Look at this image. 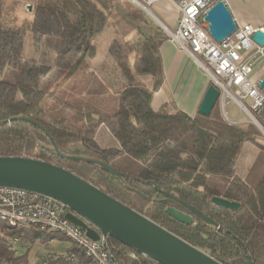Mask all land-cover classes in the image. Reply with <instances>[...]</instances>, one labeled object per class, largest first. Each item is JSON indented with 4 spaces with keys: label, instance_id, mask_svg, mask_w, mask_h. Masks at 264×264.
Wrapping results in <instances>:
<instances>
[{
    "label": "trees",
    "instance_id": "obj_1",
    "mask_svg": "<svg viewBox=\"0 0 264 264\" xmlns=\"http://www.w3.org/2000/svg\"><path fill=\"white\" fill-rule=\"evenodd\" d=\"M5 9L6 0H0V155L37 158L72 171L222 264H245L244 249L252 264H264V170L251 176L253 162L243 173L237 171L244 144L262 134L253 124L226 122L215 106L208 116L154 109L152 97L163 82L159 47L168 38L159 25L128 0H37L31 17L20 25L2 18ZM107 23L113 37L93 70V40ZM29 41L32 54L27 53ZM37 51L49 52V62H38L33 56ZM109 61L120 72L112 92L104 84L107 74L99 79L100 87L90 85L92 78L105 74ZM56 80L63 83L47 90ZM63 84L71 85L65 89ZM47 99L69 113L46 110L42 103ZM16 116L29 117L42 128L28 120H10ZM102 124L111 125L119 146L102 147L96 141ZM52 140L64 155L106 162L123 175L61 157ZM164 193L216 224L194 216L187 225L170 217L167 206L187 210ZM213 196L239 207L216 205ZM53 239L70 245H52L30 257L35 244L50 247ZM107 242L124 264H159L137 252L131 257L132 250L112 237ZM0 264L92 263L58 232L0 219Z\"/></svg>",
    "mask_w": 264,
    "mask_h": 264
},
{
    "label": "water",
    "instance_id": "obj_2",
    "mask_svg": "<svg viewBox=\"0 0 264 264\" xmlns=\"http://www.w3.org/2000/svg\"><path fill=\"white\" fill-rule=\"evenodd\" d=\"M148 14L159 25L161 24L154 14L151 12ZM204 19L208 22L210 35L217 41L229 36L236 28L229 8L222 0L217 1L207 11ZM251 38L257 44L264 45V31L261 29L256 30ZM259 86L264 90V77L259 82ZM218 97L219 90L210 83L200 101L198 113L204 116L210 115ZM10 120H28L42 128L39 123L26 116H16ZM52 144L61 157L98 164L113 175L118 177L123 175L106 162L64 155L58 150L53 140ZM0 186L24 189L64 203L68 208L65 217L81 227L90 240H99L100 234L112 237L132 251L149 257L159 264H222L74 172L53 163L32 157L0 155ZM164 194L187 210L167 206L165 212L170 217L187 225L192 224L194 216L208 224H216L187 202L172 194ZM211 201L230 210H236L239 207V203L219 196H213ZM244 254L245 264H252L245 249Z\"/></svg>",
    "mask_w": 264,
    "mask_h": 264
},
{
    "label": "built area",
    "instance_id": "obj_3",
    "mask_svg": "<svg viewBox=\"0 0 264 264\" xmlns=\"http://www.w3.org/2000/svg\"><path fill=\"white\" fill-rule=\"evenodd\" d=\"M145 14H154L151 5L158 0H129ZM178 15L176 25L169 28L161 22L167 37L187 53L204 71L210 83L219 90L218 101L225 119L231 123L226 105L231 102L247 116L264 137V90L259 82L264 77V45L251 35L262 28L235 21V30L221 41L209 33L204 19L207 11L219 0H171ZM224 1L227 6L226 0ZM228 7V6H227ZM150 11V12H149ZM155 15V14H154ZM257 70L255 71V68ZM260 70L255 79L253 75ZM67 206L48 196L20 188L0 186V219L14 226L33 225L58 232L75 244L92 264H124L101 235L88 239L85 231L65 217ZM135 256V251L129 254Z\"/></svg>",
    "mask_w": 264,
    "mask_h": 264
},
{
    "label": "rangeland",
    "instance_id": "obj_4",
    "mask_svg": "<svg viewBox=\"0 0 264 264\" xmlns=\"http://www.w3.org/2000/svg\"><path fill=\"white\" fill-rule=\"evenodd\" d=\"M37 0H6V9L2 14V18L10 24L20 25L24 19L31 17V12L34 6V3ZM129 1V0H128ZM130 2V1H129ZM157 9H161L164 15L169 16L168 19H172L170 16V13L167 12L164 5L171 7V3L169 0H160L156 2ZM151 10L155 11L154 8L151 7ZM157 14V12L155 11ZM147 15V14H146ZM149 16L157 25H159L150 15ZM160 26V25H159ZM161 27V26H160ZM162 28V27H161ZM163 30V28H162ZM113 37V29L109 23L105 25L103 30L97 34L94 37V44L97 47V55L95 59L93 60V63L91 65V68L93 70H96L97 66L100 64V62L104 59L106 55V44L109 42V40ZM30 41L27 43V53L32 54L31 47H30ZM44 50V49H43ZM33 56L38 62L41 63H47L49 62L50 54L49 52L46 54L42 51H37L33 53ZM257 70V67L255 68V71ZM105 74H99L98 78L90 80V85L93 84L94 87H100L99 85V79L104 80L107 74L109 77H107V80L104 82L106 87L110 92H112L111 87H114L120 78V72L118 68L115 65H112L111 62H107ZM206 75V74H205ZM53 76L49 78V82L52 80ZM61 82V83H60ZM63 82L61 80H56L53 84H50L46 89L49 90L53 87L59 86V84H62ZM115 84V85H114ZM71 84H63V88H69ZM60 88V87H58ZM58 98L64 97L61 93H57ZM43 107L53 113L66 115V113H69L67 108L63 107L60 103H57L56 101H52L50 99H47L43 101L42 103ZM215 108L219 110L222 118L228 122L227 119L224 118L219 101L216 102ZM226 111L229 116V118H235L230 121H234L236 123L233 124H252L247 116L243 113H240L239 110L233 105V103L229 102L226 105ZM156 111H159L161 113H169L164 108H156ZM108 113L111 111V108L109 107L106 110ZM95 139L102 147H109V146H119L117 140L114 138L112 131H111V125L109 124H102L95 133ZM256 141H247L242 149V152L240 153V159L239 163L237 164V171L243 173L253 162H255V165L253 167V170L251 172V176L256 177L261 175L262 171L264 170V137L263 135L256 134L255 137ZM113 165L119 166L117 161H112ZM49 233H42L43 236L47 235ZM56 246L57 248H61V246L66 247L69 245V241L67 240H61L58 241L57 239H53L49 245L50 247H47L48 245H39L35 244L30 251L31 258L38 254V250L40 252H46L47 250L54 248L53 246ZM53 245V246H52ZM38 248V249H37ZM40 254V253H39ZM34 258V257H33Z\"/></svg>",
    "mask_w": 264,
    "mask_h": 264
},
{
    "label": "crops",
    "instance_id": "obj_5",
    "mask_svg": "<svg viewBox=\"0 0 264 264\" xmlns=\"http://www.w3.org/2000/svg\"><path fill=\"white\" fill-rule=\"evenodd\" d=\"M169 1L172 8L166 5L164 7L172 19H168L169 16L164 15L161 9H157V1L151 7L157 12L156 14L152 10L160 22L169 28H174L178 12L174 3ZM226 3L237 23L264 29V0H226ZM159 49L163 63V82L152 97L154 109L164 108L169 113L182 110L189 115H195L198 113V106L209 84L207 76L171 39L164 40ZM259 73L260 70L253 75V78L256 79ZM55 246L58 245L55 244Z\"/></svg>",
    "mask_w": 264,
    "mask_h": 264
}]
</instances>
